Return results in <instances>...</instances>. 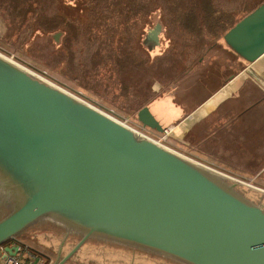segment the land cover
<instances>
[{"label": "water", "instance_id": "95a60500", "mask_svg": "<svg viewBox=\"0 0 264 264\" xmlns=\"http://www.w3.org/2000/svg\"><path fill=\"white\" fill-rule=\"evenodd\" d=\"M222 40L245 62L264 54V0ZM137 120L163 131L148 105ZM216 173L0 55V246L7 255L17 251L9 240L51 224L64 233L51 264H65L88 241L174 264H264V207ZM73 234L77 241L61 254Z\"/></svg>", "mask_w": 264, "mask_h": 264}, {"label": "rangeland", "instance_id": "374dc122", "mask_svg": "<svg viewBox=\"0 0 264 264\" xmlns=\"http://www.w3.org/2000/svg\"><path fill=\"white\" fill-rule=\"evenodd\" d=\"M178 1L183 0H132L130 9L129 0H45L64 16L65 23L48 32L34 26L37 13L22 20L0 7V54L139 131L142 125L137 120V111L142 106L169 97L182 106L180 113H183L198 101L193 93L203 97L217 87L222 76L229 72L228 62L233 61L219 45L225 31L218 38L202 39L197 31L178 24L177 10L172 6ZM214 1L219 11H234L239 20L263 0ZM116 2L121 3V11L114 8ZM157 25L159 30L155 31ZM237 104L241 105L240 101ZM237 107L242 109L235 104L234 108ZM256 108L240 113L242 116L235 122L233 118L227 121L220 118L227 125H216L215 120L210 127L212 139L197 146L202 149L201 154L192 155L190 146L187 148L174 138L163 139L161 143L224 174L244 196L264 207V180L245 179L231 172V168L244 166L247 171L257 170L264 160V102ZM167 123L168 118H162V124ZM235 123L242 126V132L232 133L218 127L239 129ZM145 130L154 138L160 136L158 131ZM174 133L175 130L171 134ZM222 135L226 138L221 142ZM184 139L185 134L180 137L182 142ZM43 231L54 234L59 241L64 235L62 229L51 224ZM77 239L78 235L68 236L69 242L75 243ZM86 244L83 247L86 253L82 254L86 258L68 261L69 264L163 263L148 256L151 261L143 254H135L141 257L131 260L130 252L129 258L124 257L125 250L114 244L94 241ZM49 255L46 260L52 263L57 253L54 256L51 251Z\"/></svg>", "mask_w": 264, "mask_h": 264}, {"label": "crops", "instance_id": "0c3cea01", "mask_svg": "<svg viewBox=\"0 0 264 264\" xmlns=\"http://www.w3.org/2000/svg\"><path fill=\"white\" fill-rule=\"evenodd\" d=\"M219 45L224 51L231 55L230 57L233 58V61L228 62L229 72L226 77L222 76L221 81L219 85H217V87H214L203 97H197L196 94L193 93V98L195 100L198 98V101L191 104V106L187 110L185 109L183 113H180L182 106H179L176 103L172 102L169 97H160V99L154 100L152 104H146L148 105L152 114L163 127L176 124L175 133L173 134L172 138L176 139V141H178L179 143L185 144L187 148L188 146H190V150H193L192 155L201 154L202 149L197 147L198 144H203L204 142L210 141L212 139L211 135L213 130L210 127L212 123H215V120L216 125H227L226 122L220 120V118H224L225 120L227 118H233L235 122V120L239 119L242 116L240 113L244 111H252L253 107L257 109L256 107L264 102V84H260V79L264 75V54H262L253 62H245L236 54H234L225 44L220 43ZM161 101L166 102L162 103ZM238 101H240L241 105L237 104ZM162 104L164 107H162ZM235 104L236 106L239 105V107L242 109H239L238 107L234 108ZM166 117L168 118V123L164 125L162 124V118ZM207 127L209 129L206 132L205 130ZM218 127L219 129L222 128L232 133L242 132V126H239V124H236L235 126L239 129H235L234 126ZM249 128L250 127L248 126L246 129L248 130ZM219 132L220 131L216 133ZM183 134H185V139L183 140L184 142L180 140V137ZM228 136L230 138L242 137L241 134L240 137L233 135ZM224 138H226V136H220L221 142L224 140ZM222 162L223 164L226 163L224 161ZM240 164L241 163H239V165ZM261 166L259 169H253L252 171H247L245 166L231 168L232 171L229 167L228 168L230 169L229 171L233 172L234 174L236 173L238 176L245 179L248 178L252 180H264V160L262 161ZM247 173L248 175L246 176ZM46 225L47 224H38L31 227L24 233L17 236L16 239L12 240V242L8 243V245H16L19 242L25 243L34 253H36V256H34L32 263L38 257L41 258L42 256H48L50 258L49 254H51V251L55 256L59 246H61L60 244L62 237L59 241V239H56L57 237L54 234L52 235V233L49 232L44 233L43 230ZM73 244L74 243L69 242L67 239L65 244L61 247V254L67 252ZM85 245L87 244L85 243L84 245H82V247L68 261L70 262L75 260L76 262L82 261V259L86 258L82 255L86 253V250H83V247ZM120 249L125 250L126 255L122 254L124 255V257L128 256L129 258L130 252L131 260H135L136 258L141 257L140 255L135 254H143V257H146L151 261L153 260L149 257H153L155 259L163 261V263L154 261L156 263L153 262L152 264H174L156 255L147 254L140 251H133L124 247H120ZM25 261H29V259L25 258ZM67 262L65 264H69V262Z\"/></svg>", "mask_w": 264, "mask_h": 264}, {"label": "trees", "instance_id": "16d2710c", "mask_svg": "<svg viewBox=\"0 0 264 264\" xmlns=\"http://www.w3.org/2000/svg\"><path fill=\"white\" fill-rule=\"evenodd\" d=\"M116 4L114 8L121 11V3ZM172 6L177 10L178 24L191 31H197L202 39L218 38L238 21L234 11H219L214 0H183L173 2ZM0 7L13 18L22 20L26 19L28 14L37 13L34 26L44 29L45 32L58 29L60 23H64V16L53 10L45 0H0ZM128 7L132 9V0H129ZM243 11L246 9L243 8Z\"/></svg>", "mask_w": 264, "mask_h": 264}, {"label": "built area", "instance_id": "2783aa9c", "mask_svg": "<svg viewBox=\"0 0 264 264\" xmlns=\"http://www.w3.org/2000/svg\"><path fill=\"white\" fill-rule=\"evenodd\" d=\"M260 84H264V76L261 77ZM174 130H175L174 125L163 127V131L159 132L160 136L158 138H154L153 136H150L147 133H145L146 130L145 127L143 126L139 129V131H135V132L164 147V145L161 143V140L163 139L168 140V138H172L173 134L171 133H173ZM168 149L170 148L168 147ZM14 239H16V237L13 238L12 240ZM16 246H17V251L14 255H7L6 251L4 250V246H0V264H33L32 260L34 259V256H36V253H34L25 243L19 242L16 244ZM3 255L5 257H3ZM47 257L48 256H42L41 258L38 257L37 258L38 261L35 264H50L46 260ZM25 258L29 259V261H25Z\"/></svg>", "mask_w": 264, "mask_h": 264}, {"label": "bare ground", "instance_id": "6f19581e", "mask_svg": "<svg viewBox=\"0 0 264 264\" xmlns=\"http://www.w3.org/2000/svg\"><path fill=\"white\" fill-rule=\"evenodd\" d=\"M1 55V54H0ZM217 175H219L220 174V176H223V178L225 177L223 174H221L220 172L219 173H216Z\"/></svg>", "mask_w": 264, "mask_h": 264}, {"label": "flooded vegetation", "instance_id": "af4514ba", "mask_svg": "<svg viewBox=\"0 0 264 264\" xmlns=\"http://www.w3.org/2000/svg\"><path fill=\"white\" fill-rule=\"evenodd\" d=\"M145 128H147V129H148V127H145ZM149 130H150V128H149ZM151 130H153V129H151ZM154 131H156V130H154Z\"/></svg>", "mask_w": 264, "mask_h": 264}]
</instances>
